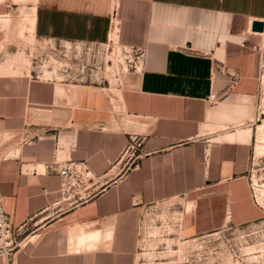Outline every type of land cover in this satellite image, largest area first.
I'll return each mask as SVG.
<instances>
[{
    "label": "crops",
    "instance_id": "crops-1",
    "mask_svg": "<svg viewBox=\"0 0 264 264\" xmlns=\"http://www.w3.org/2000/svg\"><path fill=\"white\" fill-rule=\"evenodd\" d=\"M253 20L264 0H0V186L18 242L0 264H135L143 210L169 200L189 235L263 218ZM30 40L137 56L114 78L43 76L55 65L15 57ZM67 160L92 172L86 199L59 193Z\"/></svg>",
    "mask_w": 264,
    "mask_h": 264
},
{
    "label": "rangeland",
    "instance_id": "rangeland-1",
    "mask_svg": "<svg viewBox=\"0 0 264 264\" xmlns=\"http://www.w3.org/2000/svg\"><path fill=\"white\" fill-rule=\"evenodd\" d=\"M256 45L259 47L253 51L257 54L258 73L251 102L253 152L248 180L253 199L264 208V34ZM115 47L114 44L68 47L60 42L30 40L27 56L20 52L15 57L33 66L55 65L51 73L35 69L37 75L69 78V66L74 65L80 75L94 72L114 78L132 65L137 56L132 50L125 53ZM81 65L86 66L81 69ZM179 207L176 200H169L143 210L135 264H264V217L241 227L189 235L178 229L183 218Z\"/></svg>",
    "mask_w": 264,
    "mask_h": 264
},
{
    "label": "built area",
    "instance_id": "built-area-1",
    "mask_svg": "<svg viewBox=\"0 0 264 264\" xmlns=\"http://www.w3.org/2000/svg\"><path fill=\"white\" fill-rule=\"evenodd\" d=\"M258 47L255 44L252 49L255 50ZM85 66L81 65V69ZM209 99L214 100L215 94H210ZM132 141L134 144L136 143L134 139ZM135 147H133L134 150H136ZM57 174L60 178L59 193L61 197L68 200L73 198L81 200L90 196L89 189L93 175L91 170L82 162L67 160L57 168ZM16 238L17 231L10 225V216L4 208L0 186V258L6 263L18 246Z\"/></svg>",
    "mask_w": 264,
    "mask_h": 264
},
{
    "label": "water",
    "instance_id": "water-1",
    "mask_svg": "<svg viewBox=\"0 0 264 264\" xmlns=\"http://www.w3.org/2000/svg\"><path fill=\"white\" fill-rule=\"evenodd\" d=\"M251 30L255 32H264V21L253 20L251 24Z\"/></svg>",
    "mask_w": 264,
    "mask_h": 264
},
{
    "label": "bare ground",
    "instance_id": "bare-ground-1",
    "mask_svg": "<svg viewBox=\"0 0 264 264\" xmlns=\"http://www.w3.org/2000/svg\"><path fill=\"white\" fill-rule=\"evenodd\" d=\"M31 22V21H30Z\"/></svg>",
    "mask_w": 264,
    "mask_h": 264
}]
</instances>
